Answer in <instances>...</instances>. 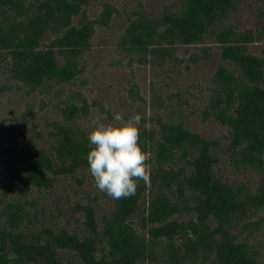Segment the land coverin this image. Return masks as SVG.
<instances>
[{
	"label": "trees",
	"instance_id": "trees-1",
	"mask_svg": "<svg viewBox=\"0 0 264 264\" xmlns=\"http://www.w3.org/2000/svg\"><path fill=\"white\" fill-rule=\"evenodd\" d=\"M25 1L0 0V53L6 52L10 59L6 71L12 79L31 88L73 82L82 72L80 60L96 28L110 24L113 8L107 4L98 18L90 19L84 7L91 0ZM234 5L235 0H185L179 11L159 18L139 10L123 43L129 51L149 58L162 57L172 56L179 44H198L208 34L214 35L222 59L232 68L221 66L216 73L213 108L217 119L231 131L230 147L235 158L261 171L259 187L251 191L246 186L227 183L216 172V143L182 125H163L159 157L173 162L178 150L192 151V157L183 182L180 174L163 172L162 184L156 185L143 219L146 234H140L131 221L145 191L140 186L142 181L135 196L114 200L110 216L102 219V229L94 210L83 208L88 231L83 238L62 230L46 231L30 240L18 224L20 213L0 204V264H65L63 252L75 254L80 264H156L162 247L167 250L170 264H196L200 257L205 261L213 258L218 264H258L231 227L239 219L264 209V58L250 53L255 41L251 31L240 32L232 25L216 29ZM76 18L78 24L74 23ZM50 35L54 40L42 47V41ZM91 147L89 140L72 128L60 127L59 166L39 154L34 158L35 169L24 175L23 183L51 188L53 180L48 173L89 169L87 155ZM169 177L178 184L176 198L183 199V203L172 198ZM183 211L192 212L197 222L171 221ZM210 220L219 226L212 228ZM98 247L103 249L101 255Z\"/></svg>",
	"mask_w": 264,
	"mask_h": 264
},
{
	"label": "rangeland",
	"instance_id": "rangeland-1",
	"mask_svg": "<svg viewBox=\"0 0 264 264\" xmlns=\"http://www.w3.org/2000/svg\"><path fill=\"white\" fill-rule=\"evenodd\" d=\"M26 3L33 0H26ZM185 0H91L84 7L90 19L98 18L105 5L113 8L108 26L97 27L90 47L80 60L81 74L69 84L49 83L31 88L14 79L6 71L9 55L0 53V204L20 213L19 226L31 240L37 234L62 230L88 235L83 208L91 207L101 229L102 219L110 216L115 202L95 185L88 168L73 173H48L53 180L51 188L27 186L24 175L35 169V156L45 154L59 166L57 157L58 133L68 126L78 136L88 139L99 113L105 123L113 122L114 113H123L125 119L142 114L140 144L151 153V182L145 191L132 224L140 234H146L144 217L156 185H161L163 172L173 171L183 182L188 172L192 151L178 150L173 162L157 154L162 140L163 125H182L216 143V172L227 183L246 186L255 191L262 180L261 171L239 162L231 152L230 129L216 117L213 103L216 96L215 76L221 66L232 68L222 59L214 35L208 34L201 43L179 44L172 56L148 57L126 49L124 34L139 10L159 18L167 12L179 11ZM79 18L74 19L78 24ZM232 25L237 31H251L255 41L250 53L264 58V0H235L228 18L216 29ZM54 36L41 43L48 47ZM110 110L105 112L104 105ZM75 112H72V109ZM76 113V114H75ZM150 134L152 136H150ZM59 170V168L57 169ZM184 170V171H183ZM171 184L176 203L178 184ZM165 183V181H164ZM186 190V189H185ZM189 201V194H186ZM197 222L192 212L183 211L171 221ZM231 231L239 242H244L258 264H264V209L236 221ZM212 228L219 224L208 221ZM162 245H166L162 242ZM103 249L98 247L101 255ZM166 249H159L156 264H170ZM65 264H80L71 252H63ZM196 264H218L213 258L203 257Z\"/></svg>",
	"mask_w": 264,
	"mask_h": 264
},
{
	"label": "clouds",
	"instance_id": "clouds-1",
	"mask_svg": "<svg viewBox=\"0 0 264 264\" xmlns=\"http://www.w3.org/2000/svg\"><path fill=\"white\" fill-rule=\"evenodd\" d=\"M105 104V112L110 110ZM142 114L125 119L114 113L113 122L105 123L98 113L94 128L88 135L91 147L87 155L89 171L95 185L113 200L137 194L139 182H151V153L140 144Z\"/></svg>",
	"mask_w": 264,
	"mask_h": 264
}]
</instances>
